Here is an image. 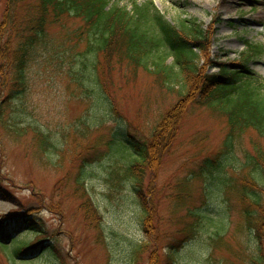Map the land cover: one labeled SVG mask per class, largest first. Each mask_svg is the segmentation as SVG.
<instances>
[{
  "label": "rangeland",
  "instance_id": "obj_1",
  "mask_svg": "<svg viewBox=\"0 0 264 264\" xmlns=\"http://www.w3.org/2000/svg\"><path fill=\"white\" fill-rule=\"evenodd\" d=\"M7 1L0 0L1 43L10 41L16 48V32L6 19L14 13ZM135 1H152L172 24L197 21L211 30L208 52L214 64H238L247 41L264 46V0H115L114 5L132 11ZM22 4L17 17L25 13ZM26 4L35 9L39 0ZM82 26L72 15L48 25L51 49L41 46L34 53L24 93L9 99L16 82L9 77L5 88L0 79V184L10 194L0 198V218L31 216L42 223L44 245L56 246V252L18 258L14 247H0V264H168L170 253L174 264H256L260 249L245 222L249 205L240 201L239 191L247 157L254 143L262 141L257 133H244L228 152L225 117L198 100L187 103L172 150L156 175L145 177L143 190L151 203L147 213L132 181L119 189L110 182L115 166L131 158L120 151L119 142L109 145L115 135L150 140L160 116L178 98L161 90L155 77L142 70L135 77L124 64L113 75L111 97L118 109L113 113L92 83L91 55H79L87 49L74 36ZM168 64H173L171 57ZM203 66L207 74L219 70ZM249 69L264 84V56ZM75 78H83L90 93L82 92ZM34 128L50 135L54 147L47 153L31 132ZM79 177L103 216L100 227L84 218ZM255 177L264 190V177ZM194 226L191 239L185 230ZM16 236L24 244L36 241L30 232Z\"/></svg>",
  "mask_w": 264,
  "mask_h": 264
},
{
  "label": "trees",
  "instance_id": "obj_2",
  "mask_svg": "<svg viewBox=\"0 0 264 264\" xmlns=\"http://www.w3.org/2000/svg\"><path fill=\"white\" fill-rule=\"evenodd\" d=\"M114 1L39 0L38 7L34 9L26 4V0H8V10L14 16L8 17L6 14V19L12 23L18 40L16 48L10 41L2 45L0 34V79L4 81L5 88L9 77L16 82L9 99L16 93L25 92L26 69L34 53L41 46L51 49L47 40L48 25L58 23L65 15H72L83 23L81 29L74 33L76 38L72 37L79 42H86V51L79 55H91L94 73L92 83L101 97L107 99L113 113H118L116 102L111 97L113 75L117 68L126 64L135 77L139 70L155 77L156 85L161 90L177 96V104L170 109L169 114L162 113L150 140H121L115 135L114 142L109 145L111 148L119 142L120 151L124 149L131 158L128 163L126 161L115 166L110 182L119 189L124 182L132 181L138 200L147 213L150 212L151 203L146 201L143 190L145 177L147 173L155 176L165 154L172 150L180 132V113L185 110L187 103L198 100L196 102L200 105L225 117L229 128L225 142L228 152L234 150L235 142L241 135L250 130L256 132L262 141L254 143L253 154L247 157L244 174L240 177L243 185L240 187L239 199L249 205L244 218L260 249V260L256 264H264V190L255 177H264V84L249 69L252 61L264 56V46L247 41V50L241 53L238 64H214L208 52L213 34L211 30H204L202 24L184 20L173 25L152 1L142 5L135 1L132 11L114 5ZM20 3H23L20 9L25 13L17 17L21 15L16 12ZM77 47L78 44L74 49ZM162 50L166 53L163 54ZM169 57L173 59L172 65L168 64ZM204 63L215 65L218 72L207 74ZM75 81L79 82L82 92L90 93L83 78L81 81L75 78ZM31 132L42 152L47 153L54 147L50 135L38 128ZM81 191L82 197L86 198L81 206L86 222L100 227L103 216L85 189V181L79 177L77 193ZM8 195L0 184V198H7ZM191 214L197 215L195 212ZM195 230V226L187 228L185 233L193 239ZM24 232L33 233L36 241L21 243L20 237L16 235ZM43 236L42 223L31 216L10 215L0 218V247H14L13 257H30L43 250L56 252V246L44 245ZM219 238L220 235L218 239L213 238V243L217 244ZM174 256V253L169 254L168 264H174Z\"/></svg>",
  "mask_w": 264,
  "mask_h": 264
}]
</instances>
